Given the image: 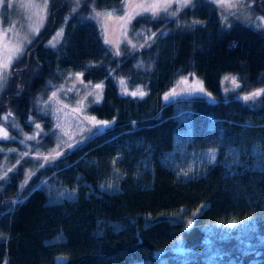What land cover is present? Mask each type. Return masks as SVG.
<instances>
[{"label":"trees","instance_id":"trees-1","mask_svg":"<svg viewBox=\"0 0 264 264\" xmlns=\"http://www.w3.org/2000/svg\"><path fill=\"white\" fill-rule=\"evenodd\" d=\"M90 1L97 10L124 2ZM51 6L64 10L60 0ZM183 17L189 29L160 16L133 20L149 44L123 56L77 18L55 47L43 43L57 24L27 51L13 79L19 94L4 89V106L16 105L21 122L27 81L45 86L71 72L103 84L84 112L109 124L29 179L25 165L0 179V264H264V95L237 96L264 89V35L239 22L225 27L209 0ZM193 74L214 100L163 99ZM227 74L240 88L224 96ZM134 86L146 95L123 94Z\"/></svg>","mask_w":264,"mask_h":264},{"label":"rangeland","instance_id":"rangeland-1","mask_svg":"<svg viewBox=\"0 0 264 264\" xmlns=\"http://www.w3.org/2000/svg\"><path fill=\"white\" fill-rule=\"evenodd\" d=\"M60 1L64 4L63 12L60 11L59 14L54 13L53 6H51V8L48 7V15L44 20L43 26L40 27L39 32H33L32 28L37 24V16L34 13L38 12V9L30 7V5H42V0H0V40L4 39V33L5 30H7V37L13 41L21 42L24 48L23 54L15 61L10 70L4 89L8 88L9 90L11 88L14 90L17 87L18 91L16 89L15 92L17 93L16 95L19 94L21 84H17L13 80L15 72L17 74L21 69H24L25 64H22V61L24 60L26 62L25 57L28 58L26 54L27 51L35 47L41 38L51 30L50 28L54 27L56 24L58 26L53 28L50 35L44 40L43 44L45 47H52L49 41H53V37L61 28L64 33L65 23L72 18L94 23L100 35L105 39L101 20L96 18L94 13L113 11L116 15H120L125 11L124 2L122 6L116 10H97L90 0H78V2L77 0ZM209 1L213 2V0ZM194 2L195 0H193V3ZM233 2H235V0H233ZM255 2L256 0H240V4L235 8L221 7L214 2L213 4L225 27L229 26L232 22H239L257 29L264 35V25L258 27V25H260V20L257 19L258 17L264 18V15L256 10ZM178 8H180L179 4L173 3L168 13L161 12L159 16L162 19H173L178 28L189 29L191 22L183 17V10L186 7L180 8L174 16L169 14L176 11ZM6 18L9 24L4 27L3 21ZM139 18L140 17H137L136 19ZM58 20H61V22H58ZM132 22L128 27L127 37L125 38L120 35L118 29L113 30L114 25L111 22L105 21L109 28L108 38L111 41L110 45L116 52L119 51V54L122 56L125 53L132 54L134 51L138 52L149 44V37L145 34L144 28H133ZM164 33H166V30L159 32V34ZM152 34L153 32H151L150 36H154ZM61 39L62 37L59 38V41ZM58 42L53 41L55 45ZM132 45L136 47L134 48ZM18 62L19 64H17ZM26 67L30 68L29 72H31L33 76L37 75L40 71V67L35 61L30 62V64L27 63ZM226 76L232 77L233 75L227 74L220 80V90L224 96L231 92H236L240 88L234 89V85L230 81L225 80ZM182 78L184 77H180L178 81ZM188 78L189 83H191V77ZM80 80L77 79L76 74L67 72L63 74V77L59 81H46L45 86L33 87L31 83L27 81V85L23 88L27 102V108L24 110L25 112L22 113L23 116L21 117V119L23 118V123L16 114V105L12 107L13 105L8 103V105L4 106V94L6 91H4V89L0 91V104L2 105L0 108V127H4L10 137H14V139H0V177H4L5 173H9L10 171H8V169L14 171L18 169V167L25 165L22 169L23 175L26 179H29L34 174L35 167L39 168L49 164V162L57 157L81 145L85 140L94 135L99 128L104 127L103 125L94 126L92 123L85 120L84 116L87 114L84 111L80 114L71 111L72 108L78 107V101L85 96H87V99L84 100V110L87 109L89 104L96 101L95 94L90 96L87 95L89 92L94 93V85L96 84L84 85ZM197 80L201 81L199 78ZM178 81L174 87L178 93H181L179 96H190L183 91L187 88V85H178ZM237 81L239 83L238 78ZM136 89L143 90L142 88L134 86V91ZM260 89L263 88L251 92ZM96 91H99L101 96V90ZM53 92L57 93L56 97H52ZM191 95H198L208 100H214L210 95H204L199 92ZM244 95L247 94H240L237 96L242 99ZM175 98H171L170 100ZM257 98L258 97L255 99ZM64 105H68V107L65 108ZM8 113H11V115H8ZM6 115L7 119L5 120L3 117ZM37 124L40 125V128L36 127ZM58 124L60 127H57ZM30 136H34L35 138L26 139V137ZM12 149H14V151H11ZM25 153H27V155H25ZM56 153H59V155ZM45 156H49L47 161L43 158Z\"/></svg>","mask_w":264,"mask_h":264},{"label":"snow or ice","instance_id":"snow-or-ice-1","mask_svg":"<svg viewBox=\"0 0 264 264\" xmlns=\"http://www.w3.org/2000/svg\"><path fill=\"white\" fill-rule=\"evenodd\" d=\"M78 2V0H77ZM214 3H216L218 6L221 7H226V8H235L240 4V0H213ZM173 3L179 4L180 8H184L189 6L190 4L193 3V0H124V5H125V11L120 14L116 15L113 11H108V12H95L94 16L96 18H99L102 23V31L104 32V43L105 44H110L111 41L108 38V32L109 28L108 25L105 23L111 22L114 25V29L119 30V33L122 37H127L128 33V27L131 24V22L136 19L137 17H142V16H151L153 19L157 18L161 12L168 13V10L172 7ZM48 4L49 0H42V5L40 4H32L30 7L37 8L38 12L34 13L37 16V24L34 28H32L33 32H39L40 27L43 26L44 20L47 18L48 15ZM178 8L176 11H173L169 13L170 15H176V12L180 10ZM260 20V27L261 25H264V18H257ZM194 23H198V21H194ZM152 35H155L153 33ZM63 36V29L61 28L56 35L53 37V41L58 42L59 38ZM150 39V37H149ZM53 41H49V44L52 47H55V43ZM131 43L130 41H128ZM134 48L136 47L135 45H132ZM24 48L23 44L19 41H13L10 38L7 37V30H5L4 33V39L0 40V91H3L5 84L7 83L8 76L10 74V70L12 69L13 64L15 63L16 60L20 58V56L23 54ZM119 55V51L116 53ZM82 74H77V79L80 80V76ZM225 80L230 81L234 85L235 88H239L240 84L237 81V78L235 76L232 77H225ZM81 83H83L82 80H80ZM124 80L120 81V84L123 86L124 85ZM178 85H187V88L184 89L183 91L186 92L188 95L194 94V93H203L204 95H210L207 93L203 87V82L199 81L195 78L194 74L191 77V83H189V78L184 77L180 81H178ZM103 84H96L94 85V93L89 92L87 95H93L95 94L96 96V101L99 102L100 99V93L99 91L96 90H102ZM233 89V90H234ZM125 95H132L133 97L139 96L143 98V96L146 95V93L141 90V89H136L135 91L128 92L127 88H124V93ZM181 93H178L176 91V88L174 87L172 90H170L168 93L165 94L164 99L166 101L170 100L171 98H175L179 96ZM261 95H264V89L257 90L255 92H251L247 95H244L242 99L244 101H249L253 100L256 97H259ZM57 93L53 92L52 97H56ZM87 99V96H85L83 99L78 101V107H74L71 109L73 113L80 114L84 111V100ZM65 108L68 107V105H64ZM8 115H11V113H8ZM3 119H7V115L3 117ZM84 119L87 120L89 123H92L94 126L95 125H103L104 127H107L109 122L108 121H98L96 120L95 117H90L85 115ZM37 128H40V125H36ZM57 127H60L58 124ZM34 136L26 137V139H34ZM0 139H14V137H10L8 132L4 127H0ZM11 151H14L12 149ZM59 155V153H56ZM27 155V153H25ZM209 157L214 159V150H210L208 153ZM46 161L49 159V156L43 157ZM115 163V161H114ZM8 171H12V169H8ZM7 173H5V176ZM0 179H3V177H0ZM103 187V185L101 186ZM111 187V185H109ZM69 195H74L73 193H70ZM236 222L233 221V224ZM189 224H191V221H189Z\"/></svg>","mask_w":264,"mask_h":264},{"label":"water","instance_id":"water-1","mask_svg":"<svg viewBox=\"0 0 264 264\" xmlns=\"http://www.w3.org/2000/svg\"><path fill=\"white\" fill-rule=\"evenodd\" d=\"M262 0L258 1V4L261 2Z\"/></svg>","mask_w":264,"mask_h":264}]
</instances>
